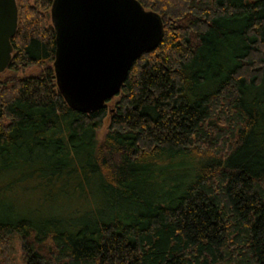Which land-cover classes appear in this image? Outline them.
I'll use <instances>...</instances> for the list:
<instances>
[{
  "label": "trees",
  "instance_id": "trees-1",
  "mask_svg": "<svg viewBox=\"0 0 264 264\" xmlns=\"http://www.w3.org/2000/svg\"><path fill=\"white\" fill-rule=\"evenodd\" d=\"M137 1L161 39L85 113L56 83L53 0H16L0 264L16 241L22 264H264V0Z\"/></svg>",
  "mask_w": 264,
  "mask_h": 264
},
{
  "label": "water",
  "instance_id": "water-1",
  "mask_svg": "<svg viewBox=\"0 0 264 264\" xmlns=\"http://www.w3.org/2000/svg\"><path fill=\"white\" fill-rule=\"evenodd\" d=\"M54 74L69 106L85 113L116 95L132 63L154 49L160 17L137 0H53ZM17 28L16 0H0V73L8 66Z\"/></svg>",
  "mask_w": 264,
  "mask_h": 264
},
{
  "label": "rangeland",
  "instance_id": "rangeland-1",
  "mask_svg": "<svg viewBox=\"0 0 264 264\" xmlns=\"http://www.w3.org/2000/svg\"><path fill=\"white\" fill-rule=\"evenodd\" d=\"M34 69L35 68H28V69H26L24 74H31V73L35 72ZM8 75H10V73H8L6 71L2 72V73H0V78H4L5 76H8ZM103 132H104V129L100 132V135H102ZM14 246H15V251H14L15 264H22V261H21V258H20L21 257V251H20V248H19V242L16 241Z\"/></svg>",
  "mask_w": 264,
  "mask_h": 264
}]
</instances>
